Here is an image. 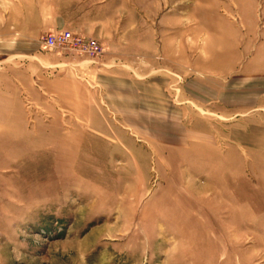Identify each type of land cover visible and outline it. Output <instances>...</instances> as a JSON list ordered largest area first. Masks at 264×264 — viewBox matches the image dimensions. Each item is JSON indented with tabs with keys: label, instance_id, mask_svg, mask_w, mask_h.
Segmentation results:
<instances>
[{
	"label": "rangeland",
	"instance_id": "rangeland-1",
	"mask_svg": "<svg viewBox=\"0 0 264 264\" xmlns=\"http://www.w3.org/2000/svg\"><path fill=\"white\" fill-rule=\"evenodd\" d=\"M263 61L264 0H0V264H264Z\"/></svg>",
	"mask_w": 264,
	"mask_h": 264
},
{
	"label": "crops",
	"instance_id": "crops-1",
	"mask_svg": "<svg viewBox=\"0 0 264 264\" xmlns=\"http://www.w3.org/2000/svg\"><path fill=\"white\" fill-rule=\"evenodd\" d=\"M54 27V24L47 25L46 27ZM55 29V28H53ZM52 30V28L50 29ZM49 29L47 31H50ZM46 31V32H47ZM261 62V61H260ZM264 62V61H263ZM38 89L40 90L39 95L41 98L44 99V95H53V101L55 102V105L61 112H57L58 115H64L63 112L72 116H81L79 119L83 120V108L89 106V98L83 87H81L79 84H77L75 81L69 78H58V79H48L44 77L38 78ZM46 106V103H45ZM49 106V105H48ZM54 108V107H53ZM48 110H51V107L49 106ZM79 120V121H80ZM85 121H90V118L86 117ZM61 137L63 138V133H59ZM43 151V150H41ZM39 152H30L26 154H19V155H6V165L5 166H41L44 165V162H40V153ZM256 152L258 155L263 154L264 155V145L256 147ZM45 155L48 154V152H44ZM66 153L62 152H52L47 155L48 159L50 160V163H48L46 166H59V161L61 158H64L63 160L68 159V155H65ZM264 160V158L262 159ZM264 163V162H262ZM261 163V164H262ZM244 166H249V163L246 161ZM256 166H259L257 164ZM261 166H264L262 164Z\"/></svg>",
	"mask_w": 264,
	"mask_h": 264
},
{
	"label": "built area",
	"instance_id": "built-area-1",
	"mask_svg": "<svg viewBox=\"0 0 264 264\" xmlns=\"http://www.w3.org/2000/svg\"><path fill=\"white\" fill-rule=\"evenodd\" d=\"M40 48L65 55L97 57L102 52L94 38L72 34L70 30L52 29L40 37Z\"/></svg>",
	"mask_w": 264,
	"mask_h": 264
}]
</instances>
